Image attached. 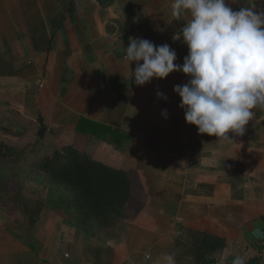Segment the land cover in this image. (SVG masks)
<instances>
[{
	"label": "crops",
	"instance_id": "1",
	"mask_svg": "<svg viewBox=\"0 0 264 264\" xmlns=\"http://www.w3.org/2000/svg\"><path fill=\"white\" fill-rule=\"evenodd\" d=\"M172 2L0 0V110L41 125L54 152L74 146L132 180L124 219L103 241L72 230L63 240L59 225L47 239L45 208L16 204L19 214L0 215V264H154L168 253L176 264H264V110L232 140L201 135L174 91L189 78L138 86L125 59L134 37L169 44L183 63L188 48L172 37L190 16L174 17Z\"/></svg>",
	"mask_w": 264,
	"mask_h": 264
},
{
	"label": "clouds",
	"instance_id": "2",
	"mask_svg": "<svg viewBox=\"0 0 264 264\" xmlns=\"http://www.w3.org/2000/svg\"><path fill=\"white\" fill-rule=\"evenodd\" d=\"M248 4L234 10L228 0H173L174 17L190 16L172 37L188 48L182 64L167 43L129 37L125 48V59L136 64L138 86L176 72L187 76V83L174 87L185 120L219 141L232 140L229 133L243 135L253 110H264V9L254 0ZM154 264H176L175 256L163 254ZM232 264H246V258L237 256Z\"/></svg>",
	"mask_w": 264,
	"mask_h": 264
},
{
	"label": "rangeland",
	"instance_id": "3",
	"mask_svg": "<svg viewBox=\"0 0 264 264\" xmlns=\"http://www.w3.org/2000/svg\"><path fill=\"white\" fill-rule=\"evenodd\" d=\"M43 129L41 125L32 126L27 121L18 122L14 113L0 110V143H5L14 150L11 160L0 159V215H9L13 211L19 214L16 204L31 208L38 203L40 205H36H42L45 214L49 216L48 221L43 224L45 236L48 233L47 239L59 225V234L63 240L68 237L69 230H72L78 236L83 235L85 243H92L91 235L86 234L80 226L79 213L65 208L71 200L69 191L35 168L45 157L52 156L56 148L51 137L47 140L40 136ZM6 221H0V230H7L6 226L9 225ZM41 226L39 224L34 232L33 237L37 242L40 240ZM104 235H107V229L101 230L96 238L103 241Z\"/></svg>",
	"mask_w": 264,
	"mask_h": 264
},
{
	"label": "trees",
	"instance_id": "4",
	"mask_svg": "<svg viewBox=\"0 0 264 264\" xmlns=\"http://www.w3.org/2000/svg\"><path fill=\"white\" fill-rule=\"evenodd\" d=\"M12 156L14 150L0 143V159L11 160ZM35 168L69 191L71 200L65 208L79 213L80 226L88 235L114 226L131 201L128 173L93 161L74 146L56 150Z\"/></svg>",
	"mask_w": 264,
	"mask_h": 264
},
{
	"label": "built area",
	"instance_id": "5",
	"mask_svg": "<svg viewBox=\"0 0 264 264\" xmlns=\"http://www.w3.org/2000/svg\"><path fill=\"white\" fill-rule=\"evenodd\" d=\"M66 257H68V255H66Z\"/></svg>",
	"mask_w": 264,
	"mask_h": 264
}]
</instances>
